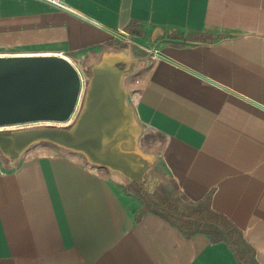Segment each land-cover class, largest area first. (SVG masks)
<instances>
[{
  "label": "crops",
  "instance_id": "crops-1",
  "mask_svg": "<svg viewBox=\"0 0 264 264\" xmlns=\"http://www.w3.org/2000/svg\"><path fill=\"white\" fill-rule=\"evenodd\" d=\"M63 2L0 0V55L64 56L84 90L45 133L65 151L0 133V264H264V0ZM155 164L240 245L143 199Z\"/></svg>",
  "mask_w": 264,
  "mask_h": 264
},
{
  "label": "water",
  "instance_id": "water-1",
  "mask_svg": "<svg viewBox=\"0 0 264 264\" xmlns=\"http://www.w3.org/2000/svg\"><path fill=\"white\" fill-rule=\"evenodd\" d=\"M81 82L80 71L64 56L0 55V124L68 119Z\"/></svg>",
  "mask_w": 264,
  "mask_h": 264
},
{
  "label": "rangeland",
  "instance_id": "rangeland-1",
  "mask_svg": "<svg viewBox=\"0 0 264 264\" xmlns=\"http://www.w3.org/2000/svg\"><path fill=\"white\" fill-rule=\"evenodd\" d=\"M142 40L146 41L148 37H141ZM135 40V39H134ZM152 43H155V40H149ZM149 42V45H150ZM81 89L79 91V97L77 99V103L75 105V108L73 109L72 113L66 120L62 121H57V120H52V119H38V120H32V121H26V122H19V123H13V124H6L3 126H0V133H6L9 135V140L10 142H15L17 144L20 142L19 140L21 139L18 134L20 133H25V134H32L33 132H37V146L38 145H49V147H54L57 151H65V145L61 139L56 138L59 142V144H53L50 143L48 135L45 133H49V131L57 130V129H71L73 125L76 123L78 119H80V112H81V102H82V96L84 93L83 90V81L81 82ZM73 121V122H70ZM71 123L69 126H65L66 123ZM47 136V137H44ZM20 138L19 140L17 139ZM31 136H28L26 139H24L22 142L28 143L32 138ZM61 137L65 138V135H61ZM21 145V144H20ZM7 151L4 149V146L2 147L0 144V155L1 156H6ZM153 169L155 171V174H159L161 176H164L163 181H146V183L149 185L152 183V185L155 187L153 189L154 191H157L162 198L166 199L167 201L172 202L173 204L177 205V207L180 210H185L189 207H192V200L181 191L179 187L176 186L175 181L172 179H169V174L164 168L162 167L161 164H155L153 166ZM134 172V171H133ZM136 173V171H135ZM138 173V171H137ZM136 173V174H137ZM137 180L131 185V188L129 191L132 193V199H131V207L137 209V212H140V209H143L144 207V202L140 197V187L138 186L139 182V177L136 178ZM155 184V185H154ZM146 186V184H144ZM143 186V185H141ZM147 187V186H146ZM150 190V188L148 187ZM213 238H218L221 236V234L218 233H210Z\"/></svg>",
  "mask_w": 264,
  "mask_h": 264
},
{
  "label": "trees",
  "instance_id": "trees-1",
  "mask_svg": "<svg viewBox=\"0 0 264 264\" xmlns=\"http://www.w3.org/2000/svg\"><path fill=\"white\" fill-rule=\"evenodd\" d=\"M142 197L189 234L194 232L218 233L222 234L218 240H225L234 246H239L241 243L240 229L224 214L211 209L207 200L199 201L192 207L180 210L177 205L157 195L151 197L143 193Z\"/></svg>",
  "mask_w": 264,
  "mask_h": 264
},
{
  "label": "built area",
  "instance_id": "built-area-1",
  "mask_svg": "<svg viewBox=\"0 0 264 264\" xmlns=\"http://www.w3.org/2000/svg\"><path fill=\"white\" fill-rule=\"evenodd\" d=\"M46 1L53 3L57 7H65L63 0H46Z\"/></svg>",
  "mask_w": 264,
  "mask_h": 264
},
{
  "label": "bare ground",
  "instance_id": "bare-ground-1",
  "mask_svg": "<svg viewBox=\"0 0 264 264\" xmlns=\"http://www.w3.org/2000/svg\"><path fill=\"white\" fill-rule=\"evenodd\" d=\"M0 126H3V124H0Z\"/></svg>",
  "mask_w": 264,
  "mask_h": 264
}]
</instances>
